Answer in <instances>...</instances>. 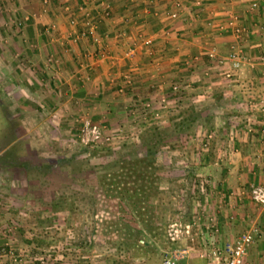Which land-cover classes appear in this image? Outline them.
I'll return each mask as SVG.
<instances>
[{
    "label": "crops",
    "instance_id": "0c3cea01",
    "mask_svg": "<svg viewBox=\"0 0 264 264\" xmlns=\"http://www.w3.org/2000/svg\"><path fill=\"white\" fill-rule=\"evenodd\" d=\"M4 1L14 16H21V23L30 26V31L23 28L16 33L14 40L31 39L38 73L30 74L37 81L52 82L50 100L62 104L64 115L67 109V116L74 117L84 105L112 128L126 127L130 121L139 127L148 112L159 122L194 103H212L214 110L231 107L234 118L246 119L243 126H232L226 146L218 147L213 166L218 165L220 173L212 179L213 189L205 200L190 199L186 211L194 212L199 224L191 228L185 224L189 238L166 246L194 251L177 264H221L214 248H223L253 229L255 240L246 260L264 264V206L252 195L254 185H264V137L259 132L264 124V106L260 107L264 105V0ZM254 1L259 5L252 8ZM78 5L96 15L98 27L88 37L79 35L84 14L78 12ZM107 6L110 15H101ZM74 17L78 23L72 22ZM237 25L246 29L241 36L234 33ZM146 39L152 43L146 44ZM233 46L245 56L237 72L227 60L220 63L209 55L215 47L217 56L227 58ZM128 49H133L132 56L126 54ZM31 67H26L27 72L33 71ZM175 84H180L179 90ZM62 89L69 93L67 98H62ZM72 101L78 105L71 106ZM3 179L0 213L6 226L22 210L8 211V176ZM29 227L20 225L9 236L0 228V253L8 249L0 264H162L168 251L150 242L141 250L136 246V251L135 244L130 250L76 240L68 246L58 231L47 240L46 232L38 234V228ZM199 250L204 256L198 255Z\"/></svg>",
    "mask_w": 264,
    "mask_h": 264
},
{
    "label": "rangeland",
    "instance_id": "374dc122",
    "mask_svg": "<svg viewBox=\"0 0 264 264\" xmlns=\"http://www.w3.org/2000/svg\"><path fill=\"white\" fill-rule=\"evenodd\" d=\"M4 3L0 0V181L8 176V211L22 210L8 220L6 235L28 224L38 234L46 232L47 240L58 231L68 246L76 240L130 250L135 244V251L145 242L170 251L169 242L175 246L189 238L185 224L197 221L186 211L190 199H204L213 189L220 173L213 166L218 147L246 119L234 118L231 107L214 110L212 103H194L159 122L148 112L135 129L131 121L112 128L84 105L74 117L66 109L65 116L62 104L50 100L52 82L36 79L31 39L14 40L30 26ZM29 64L33 71L27 72ZM60 92L67 98L69 93Z\"/></svg>",
    "mask_w": 264,
    "mask_h": 264
},
{
    "label": "built area",
    "instance_id": "2783aa9c",
    "mask_svg": "<svg viewBox=\"0 0 264 264\" xmlns=\"http://www.w3.org/2000/svg\"><path fill=\"white\" fill-rule=\"evenodd\" d=\"M259 5L258 1H254L252 3V8H255ZM78 12H83L84 18L82 21V29L79 32L80 36L83 37H88L91 34H93L96 29H97V20H96V15L91 13V11L87 10L84 6L78 5L77 7ZM101 15L109 16L110 15V9L109 6H107ZM99 16V15H97ZM73 23H78L77 19L74 17L72 18ZM236 35H243L244 32H246L245 27L241 25H237V27L234 29ZM146 44H151L152 40L151 39H146L145 40ZM128 56L133 55V49H128L127 53ZM209 55L213 58H216L218 62L224 63L226 60L230 62L231 69L234 72H237L241 70V68L244 65L245 62V56L243 54V51L238 48L237 46H233L232 49L230 50L229 54L227 55V58L225 57H219L217 56V50L215 47H211L209 50ZM264 60V56H263ZM128 83L131 82V78L128 76ZM175 89L180 88V84H175L174 85ZM264 105H260V107H263ZM90 123L86 122V126H89ZM96 125L93 126L94 129H96ZM98 128V127H97ZM87 129V128H86ZM260 134L264 137V124L260 126L259 128ZM98 135H94L92 137L93 140L97 141ZM253 197L256 199L257 202L260 203V205L264 206V185H254L253 186V191H252ZM194 224H199L198 219L197 221L195 220ZM4 226V227H3ZM191 224H187V227H190ZM213 227L214 231H218V226L215 225V223H212L210 225ZM0 228H5V232H8V225L5 226L4 219L2 218V215L0 213ZM10 231L12 230L11 228L9 229ZM255 230H250L243 232L239 234L236 239L233 242H228L223 248H214V254L218 255L220 258V263L221 264H249L246 260V256L248 254L250 246L253 244L255 240ZM11 250V249H10ZM194 251L189 248V247H179L175 248L170 251H166L162 257V264H177L181 260L185 259L187 256L191 255ZM199 256H204V252L202 251H197ZM8 254V249L3 248L2 252L0 253V258L2 256H5Z\"/></svg>",
    "mask_w": 264,
    "mask_h": 264
},
{
    "label": "trees",
    "instance_id": "16d2710c",
    "mask_svg": "<svg viewBox=\"0 0 264 264\" xmlns=\"http://www.w3.org/2000/svg\"><path fill=\"white\" fill-rule=\"evenodd\" d=\"M143 215V213H139V216H142ZM145 220V219H144ZM146 244V243H145Z\"/></svg>",
    "mask_w": 264,
    "mask_h": 264
}]
</instances>
